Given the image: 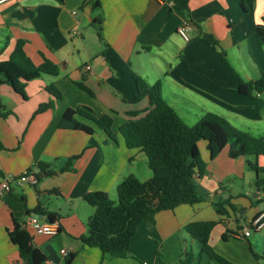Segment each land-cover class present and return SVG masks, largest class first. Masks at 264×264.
<instances>
[{
  "label": "crops",
  "instance_id": "crops-1",
  "mask_svg": "<svg viewBox=\"0 0 264 264\" xmlns=\"http://www.w3.org/2000/svg\"><path fill=\"white\" fill-rule=\"evenodd\" d=\"M99 4L96 11L87 0H11L0 5V61L23 41L35 66L46 59L59 70L56 77L42 75L26 83V99L9 86H0V104L9 113L0 119V178L20 176L39 163L54 173L41 177L35 188L13 187L0 199V264L25 263L8 237L13 220L23 226L29 217L49 220L48 214L59 227L55 236L36 235L27 227L25 231L32 246L53 264H64L69 254H75L71 264H175L192 253L197 260L191 264H216L199 256L200 244L185 231L188 224L210 221L217 224L208 244L218 256L231 264H264V228L245 239L233 236L264 213V189L255 185L257 180L264 182V173L252 169L264 168V156L232 160L224 149L211 161L204 142L199 150L206 174L197 181L203 201L158 213L152 226L138 227L129 250L116 258L78 241L94 213L82 199L85 194L103 192L116 203L111 198L123 179L146 182L152 177L145 155L128 149L118 134L132 118L130 113L141 118L149 109L147 99L130 103L133 74L148 84L160 82L162 99L189 126L210 113L264 139V109L257 110L252 98L238 93L237 79L221 58L222 50L229 67L245 82L264 74V47L255 35L257 28H264V0H189V23L184 12L172 8L173 0ZM99 13L102 41L92 26ZM184 24L189 27L188 42L177 34ZM201 33L215 40V49ZM80 82L92 96L75 86ZM47 86H54L62 100L33 117L40 104L54 100ZM259 98L264 101V93ZM80 106L96 117H112L114 141L85 121L81 122L93 130L90 135L58 129L63 113ZM66 165L70 169L62 171ZM216 206H223L226 215H218ZM36 209L45 215L34 214Z\"/></svg>",
  "mask_w": 264,
  "mask_h": 264
},
{
  "label": "trees",
  "instance_id": "trees-1",
  "mask_svg": "<svg viewBox=\"0 0 264 264\" xmlns=\"http://www.w3.org/2000/svg\"><path fill=\"white\" fill-rule=\"evenodd\" d=\"M188 1L173 0L172 8L184 12L189 23ZM91 3L92 11L100 9L99 0H93ZM101 23L99 13L93 18L92 26L100 41ZM255 35L259 45L264 47V28H257ZM200 37L212 49L216 48L217 44L210 35L201 33ZM23 46L24 42L18 41L10 57L0 61V86L7 85L14 93L26 99L23 91L26 83L39 79L42 75L56 77L59 70L46 59L41 65L35 66L26 56ZM221 58L230 74L237 79L238 93L252 98L257 110L264 109V101L259 98L264 93V74L262 73L256 81L245 82L229 67L222 50ZM132 78L135 93L130 103L137 104L147 99L149 109L141 118H136L138 113H130L132 118L119 127L118 134L128 149L139 150L145 155L152 177L146 182H140L134 177L123 179L116 188V203H112L103 192H91L82 197L86 204L94 208V213L87 221L86 233L78 241L86 248L99 249L103 256L109 258H116L127 252L138 227L143 224L152 226L158 213L203 201L197 192V181L206 174V164L199 150L200 142L205 143L211 161L224 149H227L228 157L232 160L264 156L263 139L239 131L223 118L210 113L189 126L162 99L160 82L148 84L136 74H133ZM75 86L92 96L91 91L82 82L75 83ZM46 91L54 100L40 104L33 117L53 109L55 103L62 100L61 93L54 86H47ZM7 114L0 104V119ZM81 121L92 124L114 141L111 133L112 117H96L89 108L82 106L67 109L58 123V129L92 134V128ZM252 169L264 173V168H258L256 165H252ZM65 170L64 168L62 171ZM36 175L39 180L41 177H51L54 173L46 163H39ZM255 185L264 189L263 181L257 180ZM230 208L235 210L232 206ZM216 211L222 217L226 215L223 206H216ZM26 213L30 214L28 211ZM33 213L45 215L39 209ZM47 218L50 222H55L51 214H48ZM216 224L214 221L191 223L185 226V231L200 244L199 256L206 255L216 264H231L218 256L208 244L210 233ZM8 237L22 253L24 264L46 263L45 256L32 246L30 235L16 220H13V229L8 232ZM225 238L223 236V239ZM74 257L75 254L67 255L64 264H71ZM185 257L184 260H179V264H191L194 260L191 254Z\"/></svg>",
  "mask_w": 264,
  "mask_h": 264
},
{
  "label": "built area",
  "instance_id": "built-area-1",
  "mask_svg": "<svg viewBox=\"0 0 264 264\" xmlns=\"http://www.w3.org/2000/svg\"><path fill=\"white\" fill-rule=\"evenodd\" d=\"M11 0H0V5L10 2ZM88 3L93 2V0H87ZM189 27L187 24L180 26L177 29V34L185 41H189L188 37ZM89 70V67L86 68ZM38 184V178L34 170H29L24 174L13 177V176H4L0 178V199L9 194L13 187H22V186H30L36 187ZM24 229L30 228L34 234L36 235H44V236H55L58 233L59 227L56 222H44L38 220L36 217H29L26 223L21 226ZM264 228V213H259L255 218H253L247 225L246 228L238 230L233 236L239 239L248 238L252 232L261 231ZM61 254L65 256V252L61 251ZM45 264H53L52 261H46Z\"/></svg>",
  "mask_w": 264,
  "mask_h": 264
},
{
  "label": "rangeland",
  "instance_id": "rangeland-1",
  "mask_svg": "<svg viewBox=\"0 0 264 264\" xmlns=\"http://www.w3.org/2000/svg\"><path fill=\"white\" fill-rule=\"evenodd\" d=\"M232 61H233L232 63L234 64L235 61H234V60H232ZM6 86H7V85H6ZM79 93L82 94L81 92H79ZM5 112H6V111H5ZM8 114H9V113H8ZM8 114H7V115H8ZM263 114H264V113H263ZM4 118H6V117H4ZM4 118H2V119H4ZM260 138L263 139V136H261ZM263 140H264V139H263ZM75 159H76V158H75ZM71 162H72V161L69 160L70 165H71ZM70 165H69V166L66 165V166L64 167V168L66 169V171H68V170L70 169ZM33 169H34V170H37V167H36V168H33ZM114 196H115L114 198H111V197H110V198H111L112 200H117L116 193L114 194ZM230 210H232V209L230 208ZM233 211H234V210H233ZM235 215H236V214H235ZM246 227H247V226H245V228H246ZM253 234H255V233L251 231V235H253ZM188 253H191V252H188ZM192 254H193L194 258H195L196 255H195L194 253H192ZM192 254H191V255H192ZM185 258H186V257L183 256L180 260H184ZM196 260H197V258L194 259L193 261H196ZM175 264H179V260H178L177 262H175Z\"/></svg>",
  "mask_w": 264,
  "mask_h": 264
},
{
  "label": "water",
  "instance_id": "water-1",
  "mask_svg": "<svg viewBox=\"0 0 264 264\" xmlns=\"http://www.w3.org/2000/svg\"><path fill=\"white\" fill-rule=\"evenodd\" d=\"M38 217V216H37ZM44 222H50V220H45Z\"/></svg>",
  "mask_w": 264,
  "mask_h": 264
}]
</instances>
